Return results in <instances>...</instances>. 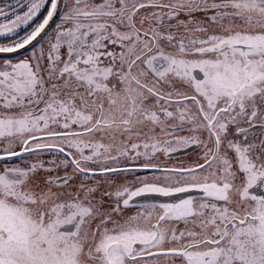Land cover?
<instances>
[{
	"label": "snow or ice",
	"instance_id": "snow-or-ice-1",
	"mask_svg": "<svg viewBox=\"0 0 264 264\" xmlns=\"http://www.w3.org/2000/svg\"><path fill=\"white\" fill-rule=\"evenodd\" d=\"M0 264H264V0H0Z\"/></svg>",
	"mask_w": 264,
	"mask_h": 264
}]
</instances>
